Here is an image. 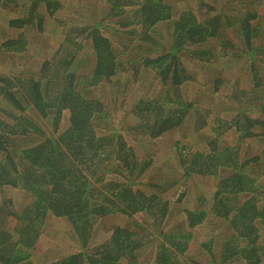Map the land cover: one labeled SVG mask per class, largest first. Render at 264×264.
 Here are the masks:
<instances>
[{"label":"trees","instance_id":"16d2710c","mask_svg":"<svg viewBox=\"0 0 264 264\" xmlns=\"http://www.w3.org/2000/svg\"><path fill=\"white\" fill-rule=\"evenodd\" d=\"M183 1L179 9L168 0H106L104 14L109 18L99 21L101 10L94 0L87 7L93 10L90 22L68 31L53 58L37 66L30 52L32 39L47 32L53 38L61 28L65 32L74 4L0 0V57L30 52L34 63L25 67L42 68L38 75L0 76V100L9 108L6 118L0 117V191L16 190L30 198L19 209L12 199L0 201V264H122L136 260L151 232L157 240L152 264H182L192 230L208 219L227 224L231 232L224 239L220 264L264 263V149L250 156L240 145L225 143L232 130L240 142H264V97L257 91L264 72L252 62L255 83L226 95L234 116L224 118L221 112L212 118L208 109L199 107L200 100L189 99L190 94L200 95L197 86L209 87L196 81L185 65V60H212L206 51L210 39L220 40L222 62L261 61L264 17L250 12L237 21L223 17L228 14L222 0ZM246 1L256 5L264 0ZM104 19L114 20L112 34H104ZM167 22L170 43L160 51L154 28ZM230 28L241 33L238 50L225 32ZM116 34H126L125 44ZM116 43L123 44L120 52ZM85 63L89 74L82 71ZM121 73L140 81L138 93L134 98L130 94L131 102L123 108L130 117L124 122L128 134L148 138L149 146L185 128L165 157L161 180L145 185L150 194L142 181L155 166L148 156L155 143L139 158L111 122L110 108H116L118 96L131 91L119 86L104 102L79 90L112 83ZM191 82L196 86L191 88ZM212 86L216 92L220 81ZM28 110L39 120L26 115ZM253 110L257 115H251ZM198 177L212 180L210 200L206 190L194 185ZM117 214L126 223L105 227ZM181 214L185 219L171 226V219ZM11 218L12 226L7 224ZM51 218L64 221L73 232L67 247L72 250L38 262L35 250ZM103 231L108 234L103 236Z\"/></svg>","mask_w":264,"mask_h":264},{"label":"rangeland","instance_id":"374dc122","mask_svg":"<svg viewBox=\"0 0 264 264\" xmlns=\"http://www.w3.org/2000/svg\"><path fill=\"white\" fill-rule=\"evenodd\" d=\"M169 4H176L179 9L182 8L183 0H168ZM71 4H74V7L71 8L72 11L70 15L68 16L67 23L65 25V32L63 31V28L59 29V32L61 34L54 36L53 38H49L48 36L51 35L53 32H47L44 36H37L32 39L31 41V53L37 59L38 65L43 66L45 62L51 60L53 58V55L55 51L59 48V44L62 43L66 37V34L71 31H74L77 28L78 24L85 25L83 23H89L92 15L91 9L87 8L89 5H93L94 0H70ZM95 3L98 5V7L101 10L99 14L98 20H102L103 18H109L106 17V0H95ZM222 6L227 10V14L225 12L223 13V17L226 18L227 16L230 17L232 20H241L247 13L250 12H256L260 17H264V1H261L260 3H257L256 5H250L246 0H222L221 1ZM75 8V9H74ZM96 10V9H95ZM99 10V9H97ZM76 12V14H74ZM103 17V18H102ZM77 20V21H76ZM105 23L103 26V32L106 35L112 34L113 30V19H104ZM113 21V22H111ZM227 21V20H225ZM223 21L221 23L222 29L226 28V22ZM82 22V23H81ZM55 27H58V25H54ZM116 27V25H115ZM155 39L158 41L159 46L163 51L164 46L167 44L169 45L171 35L170 33V27L169 23H161L157 25L155 28ZM81 31V30H78ZM221 31V30H220ZM228 35V37L232 38V42L235 44V46H232L235 50H238L239 47H242V38L241 33L239 30L229 29L225 31ZM55 33V32H54ZM56 34V33H55ZM119 38L118 41L125 44L124 41H122V38L126 36V34H116ZM44 40V42L42 41ZM116 41V39L114 38ZM168 41V43H167ZM209 44L206 45V51L210 53L212 60H207V58H203L201 60L196 61H190L185 60V65L188 67L189 71L192 72L195 76V80L202 82L203 84H206L207 90L205 87L197 86L200 88L199 96L195 97L196 94L193 96L190 94L189 99L191 101H194L197 99L200 100L198 102L199 107H201L203 110L207 111V109L210 111L211 117L216 118L218 114H221V112H224L222 117H233L236 110L232 109L231 106L233 105V102L229 99V106H228V97L226 95L232 94L231 92L234 91V89H250V86L252 85V82L255 83L254 79L252 78L251 67L252 62L255 63L256 67H260L262 69V72H264V59L261 61H248L249 63L246 64L245 62H225L219 60V51H220V40H209ZM116 43L115 46H117V52H120L122 50L123 44ZM167 45V46H168ZM154 47V46H153ZM119 49V50H118ZM168 49V48H167ZM67 51V50H66ZM27 54H13L12 58H6L0 57V76H8L12 78H20L26 75H29V72L33 73L34 75H38L37 73L42 70V68H36L32 70L28 67H25V64H28V62L34 63V61H29L31 56V53ZM66 53V52H65ZM156 53V52H155ZM155 53L151 54V57H154ZM11 57V56H10ZM201 59V58H200ZM213 61V62H212ZM87 63L83 64V72L86 74H89V70L86 71V65ZM86 71V72H85ZM262 79L263 84L258 92L262 94L264 97V73H262ZM220 81V86L218 89H216V92H213V89H215L212 84L216 83V81ZM121 86L120 88H118ZM138 86H140V81L136 80L131 77H127L126 73H121L118 75L112 83L109 84H102L98 87H93L91 89H83L82 86L79 87V90H83L84 94L98 98L105 102L104 98L108 97L109 94L113 93L114 91L124 88L126 91V88L131 91V93H128L127 91L123 93L122 95L118 96V104H115L116 108H110L111 109V122L115 125V128L117 130H120L125 136V138L131 143V146L134 148L137 156L140 158L143 156L144 150L148 148L150 145L154 144L155 142L151 143L148 146V143L150 142L148 138H140L137 139L133 137V135L128 134V132L125 131L124 122L130 121V117L126 115L125 110L123 108L131 102V98H134L133 95H135V92L138 93ZM196 86L195 82L190 83V87L193 88ZM211 90V91H209ZM209 91V92H207ZM256 92V91H255ZM131 94V95H130ZM130 95V97H128ZM112 96V95H111ZM109 96L110 98H112ZM234 97H232L233 99ZM114 104V103H113ZM107 105V104H105ZM6 108H8V104L4 100H0V117L2 119H5V111ZM255 113L254 115H257V111L253 110L251 112ZM26 115L31 117L34 120H39V115H37L34 112H31L30 110L27 111ZM259 116V115H258ZM43 125L46 126V124L42 121ZM66 126V123H65ZM185 128H182L181 130H174L173 132L162 136L157 140V142L152 145L148 156L150 159L155 160V166L150 170L146 175L145 178H143L142 186L147 185L148 183L158 182L161 178L159 174L161 173V169L165 168V161L166 156L169 154V152L172 151L173 142H175L177 139L184 136L185 132L183 131ZM26 139L22 140V144H24ZM30 140H27L26 143H28ZM32 143V142H29ZM225 143L227 145H240L241 151L245 152L247 151V154L250 156L257 155L260 150L264 149V142L261 140L257 141V138L255 139H249L243 142H240L239 140V134H237L234 130L227 133L225 136ZM259 147V148H258ZM261 148V149H260ZM259 149V150H258ZM258 150V151H257ZM170 173V171H169ZM225 174V173H224ZM212 180L209 178H202L198 177L195 180V184L190 182V184H194L201 188L202 190H206V198L208 200L211 199L212 194L214 193V187L210 183ZM145 189L148 191V188ZM149 193V191H148ZM150 194V193H149ZM262 198L264 199V192H262ZM6 199H12V202L15 204V208L21 207L26 202L30 201V198L24 194L18 193V191L13 190L11 193L9 191H0V201H4ZM196 199L191 200L192 204L194 205L196 203ZM185 217L181 215L174 216L172 220L171 226L175 225L174 223H177L181 220H184ZM213 219V218H212ZM14 219H10L7 224L13 225L15 224ZM126 223V217H123L119 214L115 215L114 217H110L104 222L105 227H115L116 225L123 226ZM262 240L264 241V225H261L260 227ZM151 232V230H150ZM73 232L68 227L67 223L64 221H61L59 219L51 218L47 225L44 227L42 238L36 247L34 259L36 261H41L45 259H56L59 258L66 253H68L72 248L70 242L74 239ZM108 232L103 231L102 235H106ZM148 234V233H147ZM192 240L190 242V249L188 253L183 256L182 264H220V260L222 257V251L225 245L224 239L228 237L231 232L227 224L222 223L220 221H212L211 219L206 221L205 224L202 226H198L192 230ZM145 245L142 248V250L137 253V257L135 261H126L124 260L122 264H152L153 257L155 256L156 251V245L157 240L151 238L154 237L152 235L148 234L146 236ZM150 239L149 241L147 239ZM264 264V263H263Z\"/></svg>","mask_w":264,"mask_h":264}]
</instances>
